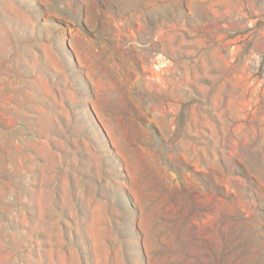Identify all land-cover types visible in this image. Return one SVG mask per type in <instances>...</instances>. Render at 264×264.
Here are the masks:
<instances>
[{
    "label": "rangeland",
    "instance_id": "374dc122",
    "mask_svg": "<svg viewBox=\"0 0 264 264\" xmlns=\"http://www.w3.org/2000/svg\"><path fill=\"white\" fill-rule=\"evenodd\" d=\"M0 264H264V0H0Z\"/></svg>",
    "mask_w": 264,
    "mask_h": 264
}]
</instances>
